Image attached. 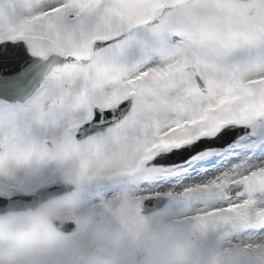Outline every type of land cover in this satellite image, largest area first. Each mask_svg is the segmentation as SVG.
<instances>
[{"label": "snow or ice", "instance_id": "obj_1", "mask_svg": "<svg viewBox=\"0 0 264 264\" xmlns=\"http://www.w3.org/2000/svg\"><path fill=\"white\" fill-rule=\"evenodd\" d=\"M22 259L264 264V0H0V264Z\"/></svg>", "mask_w": 264, "mask_h": 264}, {"label": "rangeland", "instance_id": "obj_2", "mask_svg": "<svg viewBox=\"0 0 264 264\" xmlns=\"http://www.w3.org/2000/svg\"><path fill=\"white\" fill-rule=\"evenodd\" d=\"M22 239L28 240L32 239V245L30 248L25 249V254H29L32 251H34L36 248L40 246L42 243L43 237L39 233H37L35 230L26 228L23 232ZM19 264H27L26 260L22 259Z\"/></svg>", "mask_w": 264, "mask_h": 264}]
</instances>
